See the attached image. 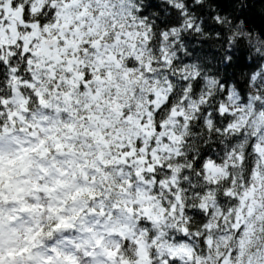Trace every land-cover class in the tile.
Here are the masks:
<instances>
[{
    "label": "clouds",
    "instance_id": "9594fccd",
    "mask_svg": "<svg viewBox=\"0 0 264 264\" xmlns=\"http://www.w3.org/2000/svg\"><path fill=\"white\" fill-rule=\"evenodd\" d=\"M0 141L5 252L264 264V0H0Z\"/></svg>",
    "mask_w": 264,
    "mask_h": 264
},
{
    "label": "snow or ice",
    "instance_id": "6c2138e0",
    "mask_svg": "<svg viewBox=\"0 0 264 264\" xmlns=\"http://www.w3.org/2000/svg\"><path fill=\"white\" fill-rule=\"evenodd\" d=\"M26 11V10H25ZM85 47L87 48L88 45L86 44ZM30 54V53H28ZM93 79L90 75L86 74L83 76L84 83L81 84L79 87L81 89L87 88L90 80ZM41 144H43V141H41ZM13 148V145L11 143H5L3 141H0V153H3L5 149H8L11 151ZM19 159H23V157H19ZM16 160L10 159L8 161L9 166L15 165ZM9 175L8 172L5 171L3 164H0V197L4 195L2 188L4 185V179ZM26 209H18V208H2L0 207V264H18L17 257L21 258V260H24L25 258L31 264V261L33 260L32 255L30 254V249L28 247L20 248L19 250L11 249L5 252V245L10 244V236L11 231L15 228V224L19 222L22 217L11 215L12 213H19L24 212ZM7 217V220H6ZM60 222L56 225H54L55 230H60L62 228H68L69 225L64 220V218H59ZM6 222L8 223V227H5ZM36 235H39L37 233ZM36 235L32 237L33 241L36 239ZM64 235H67V232L64 233ZM61 245L64 249H66L68 252H75V249L79 248L81 245L76 240H61ZM33 248L38 247L36 244L33 243ZM92 252L91 249L85 248L84 255H90ZM44 264H51V251L48 252L47 256L44 258ZM67 264H76L75 260L72 257L67 258ZM227 264V262H225Z\"/></svg>",
    "mask_w": 264,
    "mask_h": 264
}]
</instances>
